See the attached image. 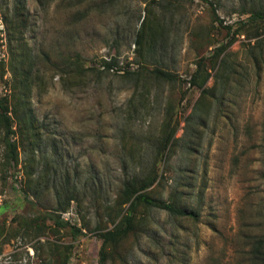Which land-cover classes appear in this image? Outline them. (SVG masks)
Listing matches in <instances>:
<instances>
[{"label":"rangeland","instance_id":"rangeland-1","mask_svg":"<svg viewBox=\"0 0 264 264\" xmlns=\"http://www.w3.org/2000/svg\"><path fill=\"white\" fill-rule=\"evenodd\" d=\"M105 52L138 67L101 71ZM0 97L40 134L36 147L11 135L14 167L0 117V264H99L97 232L124 214L132 176L196 216L139 203L106 264L264 253V0H0ZM71 193L75 236L48 217Z\"/></svg>","mask_w":264,"mask_h":264},{"label":"trees","instance_id":"trees-1","mask_svg":"<svg viewBox=\"0 0 264 264\" xmlns=\"http://www.w3.org/2000/svg\"><path fill=\"white\" fill-rule=\"evenodd\" d=\"M256 12H253L250 14L248 18L245 20H241L240 24L241 26L247 25L248 23L254 22L256 19ZM258 17H261V15L257 14ZM228 34H232V32H238L239 29L235 28L232 31L233 26L232 25H226ZM140 36V37H139ZM138 37L141 38V35L138 34ZM233 39V38H232ZM232 40L225 43L224 45L218 47L214 53L216 56H218L220 53H222L226 47L231 43ZM107 68H109L112 65L118 64L117 60L115 58H112L111 61H104ZM138 67V66H137ZM202 67V60L200 59L198 61V69L193 74L190 82L193 85H196L199 83L197 80L198 78V71L200 72V68ZM157 75L159 77H162L167 80H172L174 78L173 74L170 72H165L162 70H155ZM130 72V71H127ZM208 79V75H206L203 80L202 84ZM3 98L0 97V117L3 121V125L6 129L5 133V141L7 147L11 149L10 151V158L12 161V165L14 167L18 164L17 159V142L14 140H11V135L18 132L21 139L26 142H30L31 145L34 147L38 146L40 134L36 125V121L31 115V109L27 106V109L22 108L21 112H17L16 110L13 111L14 117L12 118L9 116L10 110H8L7 106L3 102ZM30 114V115H29ZM13 126L16 127L14 130ZM155 180V177H148V178H138L136 176L127 177L122 182V187L119 194V205H124L125 203L129 202V205L127 209H125L124 214L121 216L118 223H116L112 228L107 229L102 232H97V236L102 240L101 247L99 250V264H106L107 259L109 258V248L110 246L116 245L122 238H124L129 232L134 230V218H135V210L139 203H144L147 206L150 207H157L160 209L167 210L168 212L175 214V215H181V216H190L194 217L196 216V213L193 210H188L184 208H180L176 206L174 203L170 201H165L162 199H158L155 197H151L146 190L150 187V185ZM74 198V195L71 193L69 194L63 203L58 204L54 210L53 215H49L48 217L51 218L58 227L65 228L69 227L70 232L72 235H77L81 233V229L78 228L75 225H72L69 222L64 221L61 219V212L65 211L67 206L69 205V202ZM260 250L258 248L255 249V254L257 255V260L255 261L257 264H264V253H260ZM69 260V255L66 254L60 264H67Z\"/></svg>","mask_w":264,"mask_h":264},{"label":"built area","instance_id":"built-area-1","mask_svg":"<svg viewBox=\"0 0 264 264\" xmlns=\"http://www.w3.org/2000/svg\"><path fill=\"white\" fill-rule=\"evenodd\" d=\"M111 57L108 56L107 52L104 54H101L99 56V59L97 60L96 67L101 71H110V72H125V70H132L136 68L138 65L134 64V62L127 61L126 63L121 61L118 62L116 65H112L109 68L105 65L104 61H111ZM61 218L69 222L71 224H74L76 221V209L74 206H71L68 210L61 213Z\"/></svg>","mask_w":264,"mask_h":264}]
</instances>
